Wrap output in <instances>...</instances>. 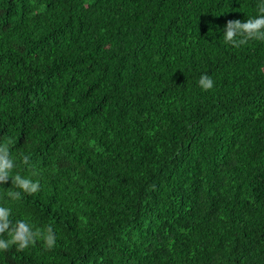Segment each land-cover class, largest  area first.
<instances>
[{
    "label": "trees",
    "instance_id": "1",
    "mask_svg": "<svg viewBox=\"0 0 264 264\" xmlns=\"http://www.w3.org/2000/svg\"><path fill=\"white\" fill-rule=\"evenodd\" d=\"M255 6L0 0V140L40 181L0 203L56 235L0 264H264V41L221 30Z\"/></svg>",
    "mask_w": 264,
    "mask_h": 264
},
{
    "label": "clouds",
    "instance_id": "2",
    "mask_svg": "<svg viewBox=\"0 0 264 264\" xmlns=\"http://www.w3.org/2000/svg\"><path fill=\"white\" fill-rule=\"evenodd\" d=\"M222 38L227 44L239 46L249 40L264 41V0H256L255 11L246 18L228 19L222 26ZM202 89H211L214 86L213 76L208 72H201L197 80ZM11 137L0 140V184L11 178V183L17 189L25 192H35L39 186L38 179H32L29 175H22L20 171H14L17 164L15 157L10 154L9 145ZM23 160L29 157L23 155ZM8 197L16 200L21 197V191L10 190ZM13 209L8 202L0 203V233H6V237L0 235V249H6L15 245L17 249H24L33 244L37 238H41L44 247L52 248L56 244V235L51 224L43 228L37 227L25 216L23 219L13 220L10 216Z\"/></svg>",
    "mask_w": 264,
    "mask_h": 264
}]
</instances>
